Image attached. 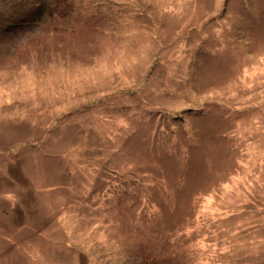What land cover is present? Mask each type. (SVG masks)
<instances>
[{
    "label": "rangeland",
    "instance_id": "374dc122",
    "mask_svg": "<svg viewBox=\"0 0 264 264\" xmlns=\"http://www.w3.org/2000/svg\"><path fill=\"white\" fill-rule=\"evenodd\" d=\"M0 264H264V0H0Z\"/></svg>",
    "mask_w": 264,
    "mask_h": 264
},
{
    "label": "trees",
    "instance_id": "16d2710c",
    "mask_svg": "<svg viewBox=\"0 0 264 264\" xmlns=\"http://www.w3.org/2000/svg\"><path fill=\"white\" fill-rule=\"evenodd\" d=\"M171 183H172V182L169 181V184H168V185L171 186ZM170 190H171V188H170ZM171 191H172V190H171Z\"/></svg>",
    "mask_w": 264,
    "mask_h": 264
}]
</instances>
